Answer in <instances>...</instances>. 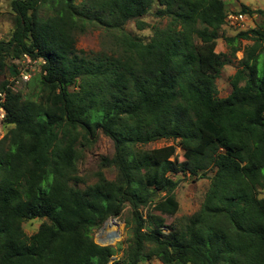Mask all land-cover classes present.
<instances>
[{
    "label": "trees",
    "instance_id": "obj_1",
    "mask_svg": "<svg viewBox=\"0 0 264 264\" xmlns=\"http://www.w3.org/2000/svg\"><path fill=\"white\" fill-rule=\"evenodd\" d=\"M149 41L127 30L148 27ZM15 27L0 40V92L7 90L0 141V264H109L116 250L94 232L127 204L131 237L115 264H264V29L227 37L224 0H12ZM44 10L46 15H42ZM244 14L261 13L242 5ZM101 30L103 48L77 49ZM243 49L232 91L219 96L222 69ZM44 61L18 90L7 88L23 55ZM12 61L10 64L9 62ZM28 89V91H27ZM98 131L114 144L85 188L79 147ZM177 143L145 148L159 140ZM183 150V159L177 154ZM213 170L195 213L180 208L171 173ZM149 207L148 214L144 209ZM43 219L27 235L23 222Z\"/></svg>",
    "mask_w": 264,
    "mask_h": 264
},
{
    "label": "rangeland",
    "instance_id": "obj_2",
    "mask_svg": "<svg viewBox=\"0 0 264 264\" xmlns=\"http://www.w3.org/2000/svg\"><path fill=\"white\" fill-rule=\"evenodd\" d=\"M228 12L238 13L242 12V5H248L251 9H262L264 11V0H224ZM12 0H0V40H8L11 37V34L15 27L14 22V12L11 7ZM159 7L158 1L154 4L153 9L143 18V20L148 23V27L144 30H140L137 27L136 22L130 21L126 28L128 31L142 37L144 41H149L153 34V25H158L159 27H164L167 23V19H158L154 15V11ZM243 13V12H242ZM42 15H46L44 10L41 11ZM248 19L245 24V28L238 29L233 28L229 24H225L221 30V37L218 40L217 51L226 52L229 51V47L226 42L227 37L235 36L240 31L251 30V29H264V15L261 13L248 14ZM254 41L241 39L240 46L241 51L237 52L236 59H233L231 63L227 64L221 72L220 77L217 80V85L219 89V96L226 97L232 91V86L230 83V77L238 69V61L243 57V49L251 45ZM104 37L101 30H91L86 34L80 35L77 41V49L90 51H99L103 48ZM264 57V53H263ZM10 64L12 61L9 62ZM40 65L36 66V71L33 74L34 76L40 72ZM11 76H8L7 79H10ZM19 87H16L18 90ZM28 91V89H27ZM176 144V141L173 140H159L157 142L150 143L145 146L147 149H152L156 147H162L165 145ZM115 148L113 141L103 134L101 131H98L95 139L90 142L84 141L83 144L79 147V175L84 179L83 182L77 186L80 188H85L88 184H93L97 181L96 172L102 170L105 176L108 179H115L117 176V170L115 167L101 168V160L103 157H111L114 154ZM177 154L180 159H183V150L180 147H177ZM207 177L202 179L194 178L188 174L183 173H171V177L179 181V185L175 190V195L179 201L180 208L178 213L173 216L167 214V223H171L175 218H182L188 215L195 213L201 207L205 194L210 186V179L214 174L213 170L207 171ZM261 196H264V190L261 192ZM151 209L146 207L144 209L145 213L148 214ZM131 215V208L129 204L126 205L123 214L119 217L109 218L104 225L97 229L94 232V240L102 244L105 242V245H111L115 248L116 252L112 256L109 264H115L116 260H119L123 254L124 250L127 248L129 239L131 237V226L128 224V219ZM43 219H35L30 221L23 222L22 226L27 235H32L39 229ZM112 226V227H110ZM112 228L114 229L113 234L109 231ZM111 234L110 237L118 239L115 242H111L106 239L107 235ZM140 264H162L157 259H151L141 262Z\"/></svg>",
    "mask_w": 264,
    "mask_h": 264
},
{
    "label": "built area",
    "instance_id": "obj_3",
    "mask_svg": "<svg viewBox=\"0 0 264 264\" xmlns=\"http://www.w3.org/2000/svg\"><path fill=\"white\" fill-rule=\"evenodd\" d=\"M247 14L242 12L232 13L229 12L226 18L227 24L233 28L243 29L245 28L246 21L248 19ZM18 67L15 74L8 79L7 88L16 90V87H23L28 82L36 71V66L41 65L44 61L40 59H33L30 55H23L19 60H16ZM41 71V68H40ZM7 90L0 92V141L5 138V121L8 116V110L6 108L7 103Z\"/></svg>",
    "mask_w": 264,
    "mask_h": 264
},
{
    "label": "bare ground",
    "instance_id": "obj_4",
    "mask_svg": "<svg viewBox=\"0 0 264 264\" xmlns=\"http://www.w3.org/2000/svg\"><path fill=\"white\" fill-rule=\"evenodd\" d=\"M110 227H112V226H110ZM109 231H114V229L112 230V228L109 230ZM114 232H112L111 234H113ZM106 235H107V237H106V239L107 240H109V241H111V242H115L118 238L117 237H115V238H112V237H110L111 236V234L110 235H108V233H105Z\"/></svg>",
    "mask_w": 264,
    "mask_h": 264
},
{
    "label": "water",
    "instance_id": "obj_5",
    "mask_svg": "<svg viewBox=\"0 0 264 264\" xmlns=\"http://www.w3.org/2000/svg\"><path fill=\"white\" fill-rule=\"evenodd\" d=\"M11 72H12V74H15L14 67H11ZM104 243H105V242H102L101 245H105Z\"/></svg>",
    "mask_w": 264,
    "mask_h": 264
}]
</instances>
